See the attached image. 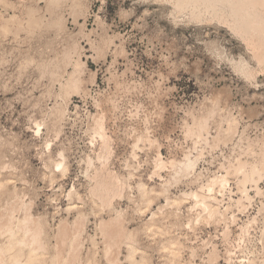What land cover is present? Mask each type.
Masks as SVG:
<instances>
[{
	"label": "rangeland",
	"instance_id": "rangeland-1",
	"mask_svg": "<svg viewBox=\"0 0 264 264\" xmlns=\"http://www.w3.org/2000/svg\"><path fill=\"white\" fill-rule=\"evenodd\" d=\"M177 2L0 0V213L20 217L26 204L49 238L48 256L61 246L57 231L80 216V264H130L127 249L101 234L119 214L133 258L141 252L145 264H264V0H232L214 18ZM187 153L193 176H174L172 162ZM237 165L262 173L260 192L247 183L251 199L241 206ZM95 173L124 186L109 208L91 193ZM220 175L228 185L214 205L226 222L193 210L188 195ZM138 184L178 201L152 195L147 207ZM168 237L178 260L169 257Z\"/></svg>",
	"mask_w": 264,
	"mask_h": 264
},
{
	"label": "bare ground",
	"instance_id": "bare-ground-1",
	"mask_svg": "<svg viewBox=\"0 0 264 264\" xmlns=\"http://www.w3.org/2000/svg\"><path fill=\"white\" fill-rule=\"evenodd\" d=\"M233 1H236V0H233ZM53 2H55V1H53ZM238 2H239V0H238ZM231 3L233 4L232 0H179V3L176 6L178 7L177 9H180V10H182L184 8H185V10L186 9L191 10V12H190L191 14L195 13V14H198L200 16V14L202 13L203 15L204 14H207V16L210 15V17L213 15V17H211V18H214V15L220 14L219 16L221 17V15L225 14L226 11H228L227 8L230 10L229 7H231V5H232ZM240 3H242V2L240 1ZM245 3L246 2L244 1V5L245 6L243 5V8L247 6V4H245ZM256 3L259 4V1L256 2ZM250 4L248 2L249 7H250ZM262 4H264V3H262ZM52 5H53V3H52ZM238 5H239L238 8L243 9L241 7L242 6L241 4H238ZM252 6H253V4H252ZM255 6H257V5H255ZM261 6L263 7V5H261ZM253 7H252V9H253ZM255 8H257V7H255ZM245 9H247V8H245ZM247 11L248 10H245L246 13H247ZM251 11H253V10H251ZM255 12L256 11L254 9V13ZM241 13H243V12H241ZM248 14L250 16L251 13L248 12ZM248 14H246L247 21H249L248 19L251 18L252 20H254L253 22L255 24V22H256L255 20L256 19H253V16L255 15L254 17H256L257 14L256 13L253 14V12H252L253 16L251 15L252 17L247 18ZM228 16H230V15H228ZM220 17H218V18H220ZM246 19H245V22H246ZM252 20H250V21H252ZM224 21H225V18H224ZM233 22H235V21H233ZM253 22H251V23L253 24ZM257 22H259V21H257ZM247 25H249V24H247ZM253 27H255V26H253ZM255 29H257V28H255ZM251 30L253 31L254 29L251 28ZM245 40H247V39H245ZM252 41H253V39H252ZM243 68H245V67H243ZM75 70H76V68H75ZM75 70L73 71V73L74 72L76 73ZM242 71L245 72V69L244 70L242 69ZM242 74H243V72H242ZM66 86H68L67 83L64 86L65 89L67 88ZM201 124L202 123L196 124L197 125V129L198 128L199 129L203 128L204 124L203 125H201ZM35 125H36V128L39 130L40 125L38 123L35 124ZM193 128H194V126H193ZM199 131H201V130H199ZM193 134L195 135V133H193ZM202 134L203 133L199 132L197 134V136L195 135L196 139L200 140V141L203 140L202 139V137H203ZM101 136L103 137V135H101ZM195 136H194V138H195ZM203 138H205V137H203ZM102 141H103V146L102 147H106L107 145L105 144L106 141L104 140V137L102 138ZM260 149H261V147H260ZM103 150H104V148H103ZM189 154L190 153L185 154L183 160L180 161L177 164L172 162L171 166H172V169H173V175L174 176H180L179 178H181V176L183 178H187V177L189 178V176L192 175V173L195 170L196 160H192L190 158ZM99 158H101V157H99ZM260 160H261V158H260ZM157 161H158V163L156 165V169H159V170L163 169L165 167V164H164V162L161 161L160 155H159ZM262 161H264V160H262ZM258 163L260 164V162H258ZM263 165H264V163H263ZM56 166H59V167L62 166V168H63V162L57 163ZM243 166L240 165L238 167H235L234 170H233L235 175H237V176L239 175L240 176L239 179L241 178L240 180L237 179V181H239L237 183L238 188H239L238 191H240L241 197L239 196L240 198L237 201H235L237 203L236 206H241L242 203L245 200L249 201L251 199L249 197V195H248V190L246 189V186H247L246 184L247 183H251V185L252 184L254 185V189L253 188L252 189L255 191V194L260 192L259 191V187L257 186V183H258L259 179L262 177V175H261L262 173H260V169L259 168H255V167H250V169H247L248 167L245 168ZM233 167H234V165H233ZM260 167H261V165H260ZM62 168H60V169L62 170ZM228 170H230V168ZM2 172H3V170H2ZM157 172H159V171H157ZM226 172H228V171H226ZM102 174L95 173L94 177L91 178L95 182L94 186L91 188L92 189L91 193L93 194V196L96 197L95 200H98L99 203H97V204H100L101 208H104V207L109 208L110 205H111L112 200L115 197L116 198L120 197L119 195H121V191L123 190L124 186L122 187V184H120L118 182V179H116V180H114V182H112L113 181L112 180L113 179L112 176H111L112 179H110L109 178L110 176L107 177L106 175H102ZM195 177H196V175H195ZM256 177H258V179H256ZM108 178L110 180H112L111 181L112 183L111 182L109 183V181H108L109 179ZM198 178H199V175L197 174L196 179H198ZM10 179H11L10 177L9 178L8 177H4L3 180H2V183H3V181L5 183H8V181ZM227 185H228L227 175L226 176H222V175L214 176L212 179L207 181V184H205L203 186L201 185L199 187L198 191L193 192V193L190 192L191 194H188L192 198L191 200H193V202H194L193 206L191 208L192 209L196 208V207L199 208L201 210L200 211L201 214L204 215L205 217H207L208 220L211 219L210 221H212V219L216 220V221L224 220V218H225L224 217V211H222V212L219 211V209L214 205V203H216V202L218 203V201L216 199V196L220 195V194L222 195V192L227 188ZM138 188H139V190H141L142 197L145 198L144 201L146 202L147 207H150L152 205V203H151V199L153 198V197H151L152 195H154L155 198L160 197V196L161 197L164 196L165 203H167V205H176V203H177L176 200L178 198L175 199V200H171L170 197L167 196L168 194L166 195L167 190L165 188H163V187L161 188L162 190H160V191H154L153 189H150L149 191H146L143 185H139ZM183 195H185V194H183ZM188 195H187V197H189ZM67 197H68V206L66 208V212L71 215V212L76 210V202H72V199H71L72 192H69ZM77 199L80 200L78 197H77ZM140 200H141V198H140ZM183 201H185V199ZM247 201H245V202H247ZM247 207H249V206H247ZM242 208L240 207V209H242ZM227 209H229V208L226 207L225 211ZM18 210H20L21 213H22V216H20V217H16L14 215L15 211H16L15 209H11V210H9V212L0 213V264H56V260H58L59 257L62 259V262L64 264H80V262H79L80 261L79 260L80 259V257H79V249L81 247L79 248L80 245H79L78 241H79L81 233L83 232L82 230H83V225H84V224H82L83 222H81L83 219L81 220L80 216L77 219L75 218L76 217L75 216L74 217L75 220H73V222L68 223L66 226L64 224V226H62V228H60V229L58 228L59 230L57 231L58 233H57V235L55 237L56 238L55 241L57 240V242L60 243L61 246H60V248L57 249V247H56L57 245L54 244V246H53L54 248L53 249H56V250L55 251L53 250V253H50V255L48 256V254H49V243H48L49 242V238H47L48 236L45 235L43 224L39 220H34L33 219L32 215L29 214L28 211L26 210V204H24L23 202L20 204V207L18 208ZM99 210H101V209H99ZM154 217H155V214L153 213L151 215L150 219H149V227H148L149 229H151V227L153 226V223H151V222L153 221ZM202 217H200V218H202ZM231 217H233V216H231ZM122 218L118 214V215H116L115 218L110 219V221H109L110 224H107V227L111 228L110 229V230H112L111 233L110 232L107 233L105 231H102L101 234L114 247L116 246L119 249L121 246H123V248L127 249L126 260H128L130 264H145V262H144L145 257H144V255L141 252L138 253V254H140L139 260H135L133 258V255L136 253L135 250L133 249V241L130 239V236L128 234H124V231H123V228H122V225H123L122 223L124 221L121 220ZM234 218H231V220L234 219ZM100 224H102V221H101ZM102 226H105V224L100 225V227H102ZM225 226L227 227L226 229H228V226H227L226 223H225ZM246 230L247 229H245V231ZM168 238H169V240H168V242H169V246H168L169 257L171 258L172 261L178 260L179 254H180V252H179L180 249L176 246L177 241L172 239V238H170V237H168ZM57 242H56V244H57ZM58 247H59V244H58ZM109 247L110 246L107 247V245H106V248H109ZM213 253H214V256H215V252H213ZM213 253H210V254L213 255ZM226 253H227L226 255H228V256L230 255L229 251H226ZM105 254L106 255L108 254V250H107V253L105 252ZM212 255H210V256H212ZM214 256H212L211 258L213 259ZM253 261L254 260H248V261H246L245 264H254ZM106 263L107 264H114V262L109 260V259H108V261ZM86 264H89V263H86Z\"/></svg>",
	"mask_w": 264,
	"mask_h": 264
},
{
	"label": "snow or ice",
	"instance_id": "snow-or-ice-1",
	"mask_svg": "<svg viewBox=\"0 0 264 264\" xmlns=\"http://www.w3.org/2000/svg\"><path fill=\"white\" fill-rule=\"evenodd\" d=\"M37 135H39V131L37 130ZM57 171H59V166H57Z\"/></svg>",
	"mask_w": 264,
	"mask_h": 264
}]
</instances>
